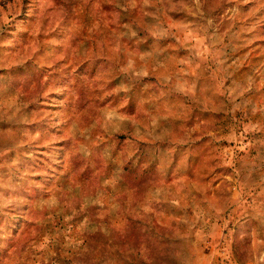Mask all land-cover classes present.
Returning a JSON list of instances; mask_svg holds the SVG:
<instances>
[{
    "label": "rangeland",
    "instance_id": "1",
    "mask_svg": "<svg viewBox=\"0 0 264 264\" xmlns=\"http://www.w3.org/2000/svg\"><path fill=\"white\" fill-rule=\"evenodd\" d=\"M0 264H264V0H0Z\"/></svg>",
    "mask_w": 264,
    "mask_h": 264
}]
</instances>
